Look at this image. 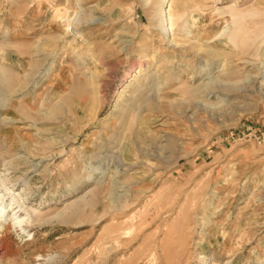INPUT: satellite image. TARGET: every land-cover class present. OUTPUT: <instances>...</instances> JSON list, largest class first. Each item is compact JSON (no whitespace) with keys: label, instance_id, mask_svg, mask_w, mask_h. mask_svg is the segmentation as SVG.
<instances>
[{"label":"rangeland","instance_id":"rangeland-1","mask_svg":"<svg viewBox=\"0 0 264 264\" xmlns=\"http://www.w3.org/2000/svg\"><path fill=\"white\" fill-rule=\"evenodd\" d=\"M169 3L0 0V264H264V0Z\"/></svg>","mask_w":264,"mask_h":264},{"label":"bare ground","instance_id":"bare-ground-1","mask_svg":"<svg viewBox=\"0 0 264 264\" xmlns=\"http://www.w3.org/2000/svg\"><path fill=\"white\" fill-rule=\"evenodd\" d=\"M169 4L171 5V3L173 2V0H169ZM169 8H167V9H162L161 10V16L163 15L164 17H166V14H168L169 13ZM161 16H160V18H161ZM162 16V17H163ZM164 17H163V19H161V26H162V31L164 32V34L168 31V30H170V29H168L167 27L168 26H166L165 24H164ZM167 28V29H166ZM16 221L14 222L15 224H17V225H22L23 224V221H24V218H19L18 216L17 217H15L14 218ZM1 221V220H0Z\"/></svg>","mask_w":264,"mask_h":264}]
</instances>
